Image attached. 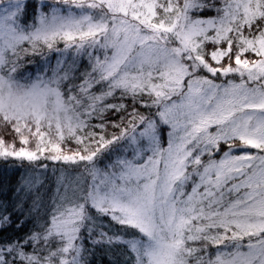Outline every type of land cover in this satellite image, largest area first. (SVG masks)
Wrapping results in <instances>:
<instances>
[{"label": "snow or ice", "instance_id": "obj_1", "mask_svg": "<svg viewBox=\"0 0 264 264\" xmlns=\"http://www.w3.org/2000/svg\"><path fill=\"white\" fill-rule=\"evenodd\" d=\"M0 162V264H264V0H0Z\"/></svg>", "mask_w": 264, "mask_h": 264}, {"label": "trees", "instance_id": "obj_2", "mask_svg": "<svg viewBox=\"0 0 264 264\" xmlns=\"http://www.w3.org/2000/svg\"><path fill=\"white\" fill-rule=\"evenodd\" d=\"M217 2H219V0H217ZM214 14L215 13L212 11H207L204 15L213 16ZM246 55L251 58V54ZM36 60L39 62V57H37ZM53 63L55 62L53 61ZM107 115L110 118H115L111 113H108ZM71 146L75 147V145ZM26 174H30L27 172L26 168L5 166L0 162V184H3V188L0 189V202H6L9 205L19 203L21 205L16 211V219L20 222V226L18 228H10L8 232L4 233L3 236H0V239L23 236L33 228V224L29 222L32 218L31 206L33 203L30 194L25 192L17 193L14 191ZM50 188H53V185L49 184L47 188L42 189L40 192V197L45 205L49 203V198L53 194L49 191ZM44 211L45 209L42 208L40 214L43 215ZM122 251V249L116 248L115 246L112 249L105 246H98L95 249V255L91 257V259L95 261V264H112L113 260L120 258ZM209 252L210 254H214L215 248H210Z\"/></svg>", "mask_w": 264, "mask_h": 264}]
</instances>
